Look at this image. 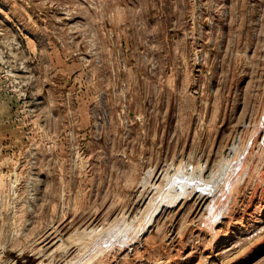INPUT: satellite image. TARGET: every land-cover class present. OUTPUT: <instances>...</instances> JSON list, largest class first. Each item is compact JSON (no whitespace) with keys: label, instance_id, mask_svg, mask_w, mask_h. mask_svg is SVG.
Listing matches in <instances>:
<instances>
[{"label":"rangeland","instance_id":"1","mask_svg":"<svg viewBox=\"0 0 264 264\" xmlns=\"http://www.w3.org/2000/svg\"><path fill=\"white\" fill-rule=\"evenodd\" d=\"M263 110L264 0H0V264H264Z\"/></svg>","mask_w":264,"mask_h":264},{"label":"bare ground","instance_id":"2","mask_svg":"<svg viewBox=\"0 0 264 264\" xmlns=\"http://www.w3.org/2000/svg\"><path fill=\"white\" fill-rule=\"evenodd\" d=\"M263 113H264V110H263ZM261 115V114H260ZM264 116V115H263ZM259 118H261V117H259ZM261 119H263V118H261ZM260 120V119H259ZM262 121V120H261ZM264 122V121H263ZM258 124V123H257ZM257 127V126H256ZM260 128V127H259ZM259 130V129H258ZM257 130V132H259ZM254 131H256V130H254ZM260 131H261V129H260ZM254 133H256V132H251V133H249V135L251 134H253L254 135ZM259 134V133H258ZM263 134V133H262ZM257 134H255L254 136H256ZM253 137V136H252ZM255 138V140L257 139V137H254ZM252 139V138H251ZM252 141V140H251ZM257 141V140H256ZM248 143V142H247ZM252 143V142H251ZM251 143L249 144V146H251ZM254 143V142H253ZM236 145V144H235ZM248 145V144H247ZM247 145L245 146V144H244V146H245V148H244V150H242V152L239 154V158H237V162L236 163H233V161L235 162V160H230L231 158H232V154H235V153H232L231 154V158H229V160H225V162L220 166V169H219V172L217 173L218 175L216 176V178L214 177V179H215V181H214V179L212 180V181H214V185H212L211 186V189L209 188V187H207L206 185V187L207 188H209L210 190H211V192L210 193H213V194H210L209 192H208V190H207V192L211 195H209V196H207V197H205L204 199H206V200H208V202H207V205H204V206H206V210H207V208H208V210L210 209V208H212V207H210L209 208V204H210V202H211V200L212 199H214L215 197H218L219 195L220 196H222V193H224V189L226 188V187H228L227 189L228 190H230V188L232 189V187H230V186H233V185H235L234 183H233V185H230L231 184V182H230V180H232V181H234L233 179H231L232 178V176H233V174H234V172H236L237 170H236V167H238V165H239V163L240 162H242L241 161V159H240V156H243L244 155V152H245V150H247V148L249 147H247ZM263 145H264V142H263ZM242 146V145H241ZM261 147V146H260ZM237 148V147H236ZM235 148V149H236ZM234 149V150H235ZM263 149V151H264V148H262ZM230 151H232V150H230ZM247 151H249V150H247ZM233 152V151H232ZM235 152H237V150L235 151ZM246 153V152H245ZM225 154V153H224ZM236 154H238V153H236ZM264 154V153H263ZM227 155H229V154H227ZM234 156V155H233ZM236 156H238V155H236ZM226 157V156H225ZM224 157V158H225ZM250 158V157H249ZM235 159V158H234ZM245 159V158H244ZM252 159V158H251ZM246 160V159H245ZM247 160H248V158H247ZM253 160H254V158H253ZM244 161V160H243ZM245 162V161H244ZM253 162V161H252ZM247 163V162H246ZM257 163V162H256ZM221 164V163H220ZM243 164V163H242ZM249 164H251V163H249ZM249 164H248V166H249ZM254 164H255V162H254ZM241 165V164H240ZM256 165V164H255ZM251 166V165H250ZM260 166V165H259ZM217 167H218V165H217ZM242 167H243V165H242ZM245 167H247V166H245ZM254 167V166H253ZM252 167V168H253ZM244 168V167H243ZM243 168H242V170H243ZM260 168H262V167H260ZM251 169V168H250ZM254 169H256L257 170V166H256V168L254 167ZM245 170V169H244ZM242 171L243 173H246L245 171ZM258 170H261V169H259V167H258ZM257 170V171H258ZM247 171V170H246ZM204 172V171H203ZM202 172V173H203ZM256 172V171H255ZM213 173V172H212ZM211 173V174H212ZM250 173V172H249ZM256 173H258V172H256ZM260 173V172H259ZM258 173V174H259ZM152 174V173H151ZM156 174V173H155ZM210 174V175H211ZM238 174H241V173H238ZM252 174V173H251ZM254 174V173H253ZM208 175V174H207ZM209 175V176H210ZM214 175V174H213ZM212 175V176H213ZM216 175V174H215ZM234 175H236V174H234ZM241 175H243V174H241ZM263 174H261V176H262ZM150 176V175H149ZM163 176V175H162ZM161 176V177H162ZM173 176V175H172ZM201 176V175H200ZM244 177H245V175H243ZM250 176V175H249ZM260 176V177H261ZM148 177V176H147ZM151 177H152V175H151ZM150 177V178H151ZM154 177V176H153ZM174 177V176H173ZM247 177V176H246ZM149 178V179H150ZM156 178H157V176H156ZM156 178H154V180L156 181ZM165 178V177H164ZM163 178V179H164ZM171 178V177H170ZM185 178V177H184ZM202 177H200V179H201ZM210 178V180L212 179L211 178V176L209 177ZM238 178H239V176L237 177V180H238ZM249 179H250V177H248ZM261 178H263V177H261ZM260 178V179H261ZM147 179V178H146ZM148 179V180H149ZM162 179V178H161ZM180 179V178H179ZM190 179V178H189ZM192 179V178H191ZM205 179V178H204ZM236 179V178H235ZM154 180H153V182H154ZM194 180V179H193ZM242 180H243V178L242 177H240V179H239V181L240 182H242ZM262 180V179H261ZM147 181V180H146ZM150 181H151V179H150ZM149 181V182H150ZM161 181V180H160ZM159 181V182H160ZM177 181V180H176ZM198 181V180H197ZM204 181V180H203ZM207 181H208V179H207ZM211 181V182H212ZM148 182V183H149ZM166 182V181H165ZM194 182V181H193ZM209 182V181H208ZM235 182V181H234ZM247 182H248V180H247ZM246 182V183H247ZM148 183H147V185H148ZM164 183V182H163ZM168 183V182H167ZM170 183V182H169ZM173 184H174V182H172ZM191 183V182H190ZM195 183H197V182H195ZM194 183V184H195ZM205 183V182H204ZM210 183V182H209ZM237 183H238V181H237ZM245 182L243 181V183L242 184H244ZM146 184V183H145ZM144 184V185H145ZM153 184V183H152ZM176 184H179L178 186H179V189H178V191H176L177 192V195H175L174 197H176L175 199H177V198H179V200H180V197H184V195L186 194L187 195V193H190V192H193L194 190H195V185L192 183V185H190L189 184V182L188 181H185V182H183V183H180V182H178V183H176ZM175 184V185H176ZM206 184V183H205ZM147 185H146V187H147ZM157 185V184H156ZM168 185V184H167ZM201 185V184H200ZM227 185V186H226ZM245 185V184H244ZM158 186V185H157ZM173 186V185H172ZM204 186V185H203ZM236 186V185H235ZM145 187V186H144ZM162 187V186H161ZM175 187H177V186H175ZM175 187H173L174 189H175ZM225 187V188H224ZM234 187V186H233ZM237 187V186H236ZM149 188V187H148ZM156 188V187H155ZM158 188V187H157ZM156 188V189H157ZM170 188H171V186H170ZM169 188V189H170ZM239 188V187H238ZM147 189V188H146ZM145 189V190H146ZM152 189H153V187H152ZM159 189V188H158ZM203 189V188H202ZM202 189H200V190H202ZM147 190H149V189H147ZM151 190V189H150ZM166 190V189H165ZM206 190V189H205ZM228 190H226L225 189V191H228ZM237 190V189H236ZM144 191V190H143ZM158 191V190H157ZM161 191V190H160ZM171 191V190H170ZM173 191V190H172ZM146 192V191H145ZM162 192H164L163 190H162ZM202 192V191H201ZM238 192V191H237ZM150 193V192H149ZM148 193V194H149ZM193 193H195V192H193ZM204 193V192H203ZM233 193V192H232ZM148 194H146L147 196H148ZM158 194V193H157ZM166 194H168V192L166 193L165 192V194L164 195H166ZM171 194V193H170ZM191 194V193H190ZM202 194V193H201ZM229 194H231L230 192H229ZM160 195V194H159ZM203 195V194H202ZM205 195V194H204ZM142 196V195H141ZM167 196V195H166ZM168 196H169V194H168ZM192 196V195H191ZM190 196V197H191ZM230 196V195H229ZM154 197V196H153ZM170 197V196H169ZM187 197H188V195H187ZM228 197V196H227ZM151 197H149V199H148V201L149 200H151L150 199ZM163 198V197H162ZM162 198H159V199H162ZM192 198V197H191ZM190 198V199H191ZM140 198H138V200H139ZM142 199H143V197H142ZM141 199V200H142ZM152 199H154V198H152ZM175 199H174V201H175ZM194 199V198H193ZM192 199V200H193ZM200 199H201V197H200ZM219 199V198H218ZM167 200V199H166ZM179 200H177V201H179ZM184 200H185V197H184ZM199 200V199H198ZM227 200H228V198H227ZM140 201V200H139ZM143 201H144V199H143ZM156 201V200H155ZM169 201V200H168ZM173 201V202H174ZM182 201V200H181ZM213 201V200H212ZM215 201V200H214ZM217 201V200H216ZM156 202H159V200L158 201H156ZM161 202V201H160ZM164 202V201H163ZM204 202V201H203ZM203 202H202V204H203ZM228 202V201H227ZM149 203V202H148ZM152 203V202H151ZM153 203H154V201H153ZM169 203V202H168ZM175 204H176V202H174ZM213 204H214V202H212ZM146 204V203H145ZM161 204V203H160ZM166 204V203H165ZM170 204V203H169ZM200 204V203H199ZM219 204V203H218ZM153 205V204H152ZM158 205V204H157ZM162 205V204H161ZM221 205V204H220ZM223 205H226V204H223ZM147 206V205H146ZM159 206V205H158ZM167 206H168V204H167ZM169 206H172V203L169 205ZM196 206H197V204H196ZM149 207L150 206H148V208L147 209H149ZM165 207V206H164ZM192 207V206H191ZM214 207V206H213ZM227 207V206H226ZM155 208V207H154ZM157 208L158 207H156V210H155V212H154V210H153V212L154 213H151V214H153V215H151L150 213H149V215H151L150 216V218H149V220L150 221H152L151 219L153 218V216H154V214H156V212L158 211L157 210ZM160 208V207H159ZM158 208V209H159ZM222 208V207H221ZM146 209V211L147 212H149V210H151V209H149V210H147ZM197 209V208H196ZM204 209V208H203ZM223 209V208H222ZM224 209H225V207H224ZM163 210H165V209H163ZM201 210V209H200ZM221 210V209H220ZM162 211V210H161ZM214 211V210H213ZM227 211V210H226ZM142 212H143V210H142ZM160 212V211H159ZM208 212H210V211H208ZM221 212V211H220ZM224 212V211H223ZM231 212V211H230ZM158 213V212H157ZM205 213H206V211H205ZM145 214H147V213H145ZM160 214V213H159ZM215 214V213H214ZM210 215V214H209ZM221 215H222V213H221ZM147 215H144V217H146ZM143 217V218H144ZM226 217V216H225ZM209 218V219H208ZM207 219L209 220V222L211 223V224H213L214 222H216V215H212V216H209ZM224 218V217H223ZM148 219V218H147ZM205 219V218H204ZM144 220V219H143ZM149 220H146V222L148 221L149 222ZM145 222V223H146ZM208 222V221H207ZM141 223H143V222H141ZM150 223H152V222H150ZM148 224V223H147ZM146 224V225H147ZM150 224H148V226H149ZM210 225V224H209ZM143 226V225H142ZM141 226L139 225V227L138 228H140ZM146 227V226H145ZM209 227V226H208ZM137 228V229H138ZM147 228V227H146ZM136 231V230H135ZM140 231V230H139ZM142 231H143V228H142ZM142 231H140V233L142 232ZM145 231H146V229H145ZM118 234H116V236H117ZM123 236V235H122ZM125 236V235H124ZM133 236V235H132ZM132 236H130V237H132ZM135 236V235H134ZM137 236V235H136ZM138 236H139V234H138ZM126 237H128V236H125V238ZM116 238V237H115ZM123 238V237H122ZM122 238H119V239H122ZM135 238V237H134ZM137 238V237H136ZM135 238V239H136ZM114 239V238H113ZM128 239H129V237H128ZM133 239V238H132ZM125 240V239H124ZM116 241H117V239H116ZM119 241V240H118ZM123 241V240H122ZM121 241V242H122ZM128 241V240H127ZM127 241H126V243H127ZM132 241V240H131ZM125 242V241H124ZM123 242V243H124ZM134 242V241H133ZM111 243V242H110ZM117 243V242H116ZM116 243H115V245H116ZM113 244V243H112ZM120 244V243H119ZM119 244H117V247H118V245ZM131 244H132V242H131ZM114 245V246H115ZM121 245V244H120ZM120 245H119V247H120ZM123 245V244H122ZM129 245H130V243H129ZM96 246V245H95ZM124 246H126V245H124ZM124 246H122V247H124ZM119 249V248H118ZM121 249V248H120ZM119 249V250H120Z\"/></svg>","mask_w":264,"mask_h":264}]
</instances>
